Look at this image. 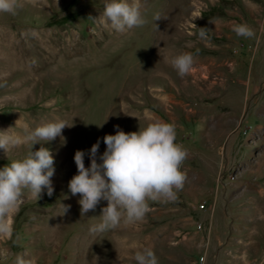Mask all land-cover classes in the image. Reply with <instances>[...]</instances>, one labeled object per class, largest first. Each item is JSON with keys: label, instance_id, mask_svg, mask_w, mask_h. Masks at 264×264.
Here are the masks:
<instances>
[{"label": "rangeland", "instance_id": "obj_1", "mask_svg": "<svg viewBox=\"0 0 264 264\" xmlns=\"http://www.w3.org/2000/svg\"><path fill=\"white\" fill-rule=\"evenodd\" d=\"M105 2L20 0L17 14L0 12V132L68 125L33 145L54 157V191H25L0 264H137L145 247L159 264H264V0H139L147 23L125 33L104 23ZM242 23L253 37L236 35ZM185 52L195 62L181 77L171 60ZM157 120L187 150L183 189L149 201L142 221L91 234L107 201L81 215L68 187L76 151L89 167L99 140L100 163L116 126ZM29 150L0 148V169Z\"/></svg>", "mask_w": 264, "mask_h": 264}, {"label": "clouds", "instance_id": "obj_2", "mask_svg": "<svg viewBox=\"0 0 264 264\" xmlns=\"http://www.w3.org/2000/svg\"><path fill=\"white\" fill-rule=\"evenodd\" d=\"M21 6L20 0H0V12L15 15ZM140 7L139 0H106L104 23L118 33L142 27L147 20ZM155 19L159 20V15ZM233 31L245 38L254 36L252 29L243 23L235 25ZM199 37H206L204 28H201ZM194 62V55L187 52L171 60L172 67L181 77L191 71ZM66 126L63 120H56L35 128L25 125L22 135L0 132V148L6 152L22 143L30 144L24 158L13 160L0 169V234L12 235L13 227L8 218L23 203L25 191L39 198L46 188L47 194L52 195L54 157L43 146L37 151H32V148L37 143L55 140ZM116 128L115 135L103 138L106 150L99 156L100 163L97 162L99 140L88 153L89 167H85L84 151L77 150L74 155L78 174L72 177L68 187L72 195H81V215L95 210L101 200L107 201L100 222L89 228L91 234L113 230L122 222L142 221L149 211V201H175L186 181L181 167L188 153L176 143L174 124L157 120L130 133L120 130L119 126ZM63 207L64 213L67 212L68 207ZM134 259L137 264H159L155 252L149 247L137 251ZM19 264L25 262L20 261Z\"/></svg>", "mask_w": 264, "mask_h": 264}]
</instances>
